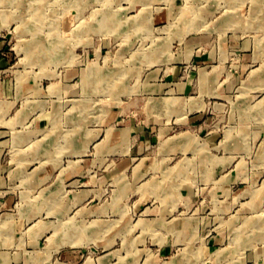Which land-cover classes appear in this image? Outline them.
<instances>
[{"label":"rangeland","instance_id":"1","mask_svg":"<svg viewBox=\"0 0 264 264\" xmlns=\"http://www.w3.org/2000/svg\"><path fill=\"white\" fill-rule=\"evenodd\" d=\"M0 264H264V0H0Z\"/></svg>","mask_w":264,"mask_h":264},{"label":"bare ground","instance_id":"2","mask_svg":"<svg viewBox=\"0 0 264 264\" xmlns=\"http://www.w3.org/2000/svg\"><path fill=\"white\" fill-rule=\"evenodd\" d=\"M181 7H182V6H181ZM180 9H181V8H180ZM104 11H105V10H104ZM181 11H182V9H181ZM181 11H180V12H181ZM109 14H110V13H109ZM112 14H113V13H112ZM110 15H111V14H110ZM110 15H109V16H110ZM109 16L106 17V15H105L106 18L103 19V17H104V14H103V16H102L103 21L106 22V23H107V22H110L109 20H110V18H112L113 16H112V17H109ZM176 17H178V16H176ZM114 19H115V18H113V20H114ZM113 20H112L111 22H114ZM175 20H176V18H175ZM101 22H102V21H101ZM105 25H106V24H105ZM105 25H104V26H105ZM170 26H172V25H170ZM201 27H203V26H201ZM190 28H191V27H190ZM150 60H151V59H150ZM169 100H170V99H169ZM172 104H173V103H172ZM261 104H262V103H261ZM118 177H119V176H118ZM122 180H123V179H122ZM117 181H118V180H117ZM120 182H121V181H120ZM262 221H263V220H262ZM261 229H262V228H261ZM218 251H219V250H218ZM203 252H204V251H203ZM201 253H202V252H201Z\"/></svg>","mask_w":264,"mask_h":264},{"label":"crops","instance_id":"3","mask_svg":"<svg viewBox=\"0 0 264 264\" xmlns=\"http://www.w3.org/2000/svg\"><path fill=\"white\" fill-rule=\"evenodd\" d=\"M122 130H123V129H122ZM117 131H118L117 134L119 133V135H122V132H123V131H122V132H119V130H117ZM117 137H118V136H117ZM117 137H116L115 140H116V141H119V140L117 139ZM150 157H151V156H150ZM146 158L148 159L149 157H146ZM146 158H145V159H146ZM145 162H146V161H145ZM149 163H150V161H149V162L147 161L145 164L149 165Z\"/></svg>","mask_w":264,"mask_h":264}]
</instances>
